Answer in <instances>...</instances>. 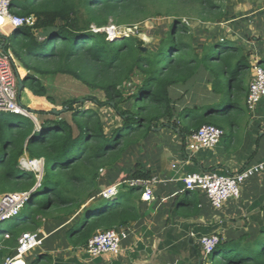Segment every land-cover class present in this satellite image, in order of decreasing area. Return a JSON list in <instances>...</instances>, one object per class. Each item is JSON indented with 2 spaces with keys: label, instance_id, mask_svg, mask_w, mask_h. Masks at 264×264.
Returning <instances> with one entry per match:
<instances>
[{
  "label": "trees",
  "instance_id": "trees-1",
  "mask_svg": "<svg viewBox=\"0 0 264 264\" xmlns=\"http://www.w3.org/2000/svg\"><path fill=\"white\" fill-rule=\"evenodd\" d=\"M228 1H11V14L37 19L34 28L20 27L3 37L6 50L27 72L23 91L64 111H36L38 126L29 117L0 113V194H30L22 220L12 233H1L0 264L15 254L22 234L71 219L85 206L66 232L75 248H85L100 233L141 221L145 188L128 183H152L155 173L129 155L159 128L174 130L184 150L186 139L203 126L225 133L235 125L247 106L253 62L264 68V58L253 61L252 50L225 37L198 44L200 36L192 28L223 21ZM159 18L168 19L169 25L156 49H146L135 35L111 40L105 31L95 32L110 27L121 31ZM63 76L103 93L105 101L74 98L59 105L47 84ZM197 79L210 87L204 105L194 95L190 104L179 107ZM180 89H185L181 97ZM87 101L99 111L110 108L120 124L108 132L101 113L85 107ZM24 158L43 160V175L21 169ZM126 160L132 164L125 169ZM23 164L29 166L26 160ZM114 173L112 181L122 185L117 198L92 203L103 190L102 177ZM102 202L106 205L100 210L96 205ZM180 204L183 218L199 213L200 203L192 195ZM44 259L48 257L40 256L33 264ZM209 259L212 264H264V229L253 239L221 240Z\"/></svg>",
  "mask_w": 264,
  "mask_h": 264
},
{
  "label": "crops",
  "instance_id": "crops-1",
  "mask_svg": "<svg viewBox=\"0 0 264 264\" xmlns=\"http://www.w3.org/2000/svg\"><path fill=\"white\" fill-rule=\"evenodd\" d=\"M263 13L256 10L249 15L255 18V22L258 18L264 21ZM261 24L264 25V22ZM260 32L258 42L246 43V47L253 52V61L264 58V29ZM24 72L25 75L27 72ZM252 77L251 74V81ZM190 89V93L181 99L178 106L190 104L194 95L201 102L199 105H204L210 91L207 83L197 79ZM179 92L181 97L185 89ZM30 101L33 107L39 106V110L35 111L53 110V106L43 99L30 95ZM244 114L247 119H243ZM228 128L218 146L197 152H191L186 145L183 150L182 141L174 130L167 127L156 130L149 140L154 142V151L159 150L163 158L159 160L155 156V162H159L154 168L151 167L155 173V179L150 185L154 200L151 203L142 201L140 207L143 219L127 227L130 235L122 243V253L119 256L93 258L85 248H75L69 244L66 238L68 227L80 219L85 206L71 219L50 221L42 229L48 236L39 248V257H48L42 263L211 264L210 259L207 260L203 254L199 242L201 237L217 235L223 242L235 241L245 235L256 238L264 229V173L248 179L241 188L240 199L229 200L221 210H215L203 193L194 192L198 194L195 197L194 193L186 192L182 183L183 177L187 175L207 172L236 174L250 165L264 162V101L253 111L245 105L241 118ZM118 175L122 173L118 171ZM110 180L106 176L102 177L103 190L121 183L118 179L115 182ZM191 195L200 203L199 213L183 218L179 215L180 203ZM101 200L104 201L98 195V199L91 202ZM105 205L102 202L96 206L103 210Z\"/></svg>",
  "mask_w": 264,
  "mask_h": 264
},
{
  "label": "built area",
  "instance_id": "built-area-1",
  "mask_svg": "<svg viewBox=\"0 0 264 264\" xmlns=\"http://www.w3.org/2000/svg\"><path fill=\"white\" fill-rule=\"evenodd\" d=\"M12 0H0V113H14L28 116L27 111L20 105L18 95V77L23 78V71L20 64L15 59L11 51H2L3 31L10 29V35L20 27L34 28L37 22L36 17H19L11 14ZM105 31L108 39L123 38L125 36L116 28L110 27L95 32ZM9 35V36H10ZM8 36V37H9ZM43 40V39H42ZM252 81L247 97V107L250 111L264 101V68L254 63L252 69ZM225 133L223 130L206 125L195 134L186 139V146L191 152H197L203 149H213L223 140ZM23 161V160H21ZM30 166H24L23 170L39 172L34 165L39 161L26 160ZM41 165V164H40ZM176 169V166L173 165ZM42 172V171H41ZM264 173V162L250 165L236 174H219L217 172H207L203 174H191L183 177L182 183L186 192H201L209 200L210 205L215 210L223 209L229 200H239L241 197V188L244 183L253 177ZM41 174V173H40ZM131 187L141 185L145 188L142 195V201L151 203L154 200V193L149 182H130ZM122 190L121 183L108 187L99 194L103 200L113 201ZM29 193L0 194V227L21 215L29 200ZM130 235L127 227L109 230L95 236L85 247L90 257L97 258L103 255L119 256L122 253V243ZM5 236H9L6 234ZM48 236L43 230L35 233H24L18 239L15 254L5 260L4 264H27L26 259L32 251L38 250L43 246ZM200 245L203 254L208 260L217 251L221 239L217 235L203 236L200 238Z\"/></svg>",
  "mask_w": 264,
  "mask_h": 264
},
{
  "label": "rangeland",
  "instance_id": "rangeland-1",
  "mask_svg": "<svg viewBox=\"0 0 264 264\" xmlns=\"http://www.w3.org/2000/svg\"><path fill=\"white\" fill-rule=\"evenodd\" d=\"M256 10L264 11V0L228 1L226 4V11H227L226 16L224 20L221 21L220 23L210 24V25L199 24V23L193 24L192 28H194L197 31V37L198 35L200 36L198 44H203L206 42V40L209 39H215V38L222 39L223 37L227 38L229 41L232 42L242 43L245 46L246 43L247 45H249L248 43L250 42L253 41L258 42L261 35L260 30L264 29V25L261 23H263L264 21L258 18V20H256L255 22L254 21L255 18H251L249 13ZM168 25H169L168 19L165 18L150 19L147 21H143L128 29H122L121 33L125 34L124 37H127L129 35H135V37H137L139 40L143 41L146 44L145 45L146 49L147 48L156 49L157 45L159 44V41L165 35V30L168 27ZM9 31L10 29L3 31L2 35L4 37H8L10 35ZM212 41L213 40H211V42ZM23 73L25 72L23 71ZM47 85L53 88L52 94L56 98L59 105L62 103L63 100L74 99V98H85V99L97 98L100 101H105V96L103 93H94L90 91L88 88H86L84 85H82L81 83L75 81L70 77H66V76L58 77L56 80H54L52 84L48 83ZM30 95L33 98H36L31 94V92L28 89L22 91L19 97L20 105L25 109H29L32 111L39 110V106L33 107V103L30 101ZM85 107L87 109H94L99 111V109H97V107H95V105L90 101H87V103H85ZM58 109L61 108L58 107ZM99 112L102 115V119L106 124V128L108 132H110L113 128L117 127L120 124V120L116 118L114 112L110 108H103ZM33 118L37 119L36 115H34ZM243 119H247V116H245V114L243 115ZM229 128L228 127L226 128L227 132ZM153 145H154L153 141H147L145 143V146L140 147V149L135 148L134 150H132V152L129 155L132 159V162L138 161L143 164H146L149 168L151 167L154 168L155 165L159 162V160H161L163 157H161L162 155L159 150L154 151ZM155 156L159 159L158 162H155ZM21 160H27V158ZM127 161L130 160H126L125 162L126 165L124 166L125 169L127 167L130 168L128 165L132 164V162L127 163ZM20 166L21 168L24 167L22 165V161H20ZM118 170H120V168H118ZM41 171H42V166H41V170H39V172L35 171V173L40 174L42 173ZM106 177L113 180L115 179V174L110 175V177L106 175ZM194 196L197 197L198 194L194 193ZM24 211L25 208L22 210L20 217L15 218L1 225L0 239L2 237L1 233H9V234L12 233L13 226L19 224L18 220L20 221L22 220V217L24 216ZM214 255H212V257H214ZM38 257H39V249L36 251H32L28 255V258L26 259V263L33 264L38 259Z\"/></svg>",
  "mask_w": 264,
  "mask_h": 264
},
{
  "label": "water",
  "instance_id": "water-1",
  "mask_svg": "<svg viewBox=\"0 0 264 264\" xmlns=\"http://www.w3.org/2000/svg\"><path fill=\"white\" fill-rule=\"evenodd\" d=\"M2 51L5 52L6 51V45L4 47H1ZM27 75V73L24 75V77ZM24 77L23 78H19L18 77V95L20 97L23 89H24ZM28 113V116L26 117H29L30 119H32L36 125L38 126V121L37 119L33 118V116L35 115V112L36 111H32V110H29V109H25ZM64 110H60V111H57L56 109H53L51 110V112L55 115H59L60 113H62ZM39 163L41 164L42 166V173H41V176L43 175V172H44V161L43 160H40Z\"/></svg>",
  "mask_w": 264,
  "mask_h": 264
},
{
  "label": "bare ground",
  "instance_id": "bare-ground-1",
  "mask_svg": "<svg viewBox=\"0 0 264 264\" xmlns=\"http://www.w3.org/2000/svg\"><path fill=\"white\" fill-rule=\"evenodd\" d=\"M23 162V161H22ZM25 166V165H24ZM28 168H30V166H28ZM34 168L36 169V170H41V165H40V163L39 162H37L35 165H34Z\"/></svg>",
  "mask_w": 264,
  "mask_h": 264
},
{
  "label": "clouds",
  "instance_id": "clouds-1",
  "mask_svg": "<svg viewBox=\"0 0 264 264\" xmlns=\"http://www.w3.org/2000/svg\"><path fill=\"white\" fill-rule=\"evenodd\" d=\"M40 161V160H39Z\"/></svg>",
  "mask_w": 264,
  "mask_h": 264
}]
</instances>
